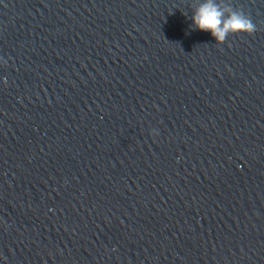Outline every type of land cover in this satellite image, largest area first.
Wrapping results in <instances>:
<instances>
[{
	"label": "water",
	"instance_id": "95a60500",
	"mask_svg": "<svg viewBox=\"0 0 264 264\" xmlns=\"http://www.w3.org/2000/svg\"><path fill=\"white\" fill-rule=\"evenodd\" d=\"M226 2L253 36L0 0V264H264V0Z\"/></svg>",
	"mask_w": 264,
	"mask_h": 264
},
{
	"label": "clouds",
	"instance_id": "9594fccd",
	"mask_svg": "<svg viewBox=\"0 0 264 264\" xmlns=\"http://www.w3.org/2000/svg\"><path fill=\"white\" fill-rule=\"evenodd\" d=\"M192 13V28L210 32L216 45H223L229 36H253L257 31L253 19L226 0H197ZM152 135L156 133L153 132Z\"/></svg>",
	"mask_w": 264,
	"mask_h": 264
}]
</instances>
